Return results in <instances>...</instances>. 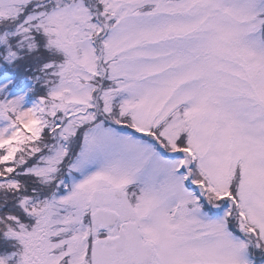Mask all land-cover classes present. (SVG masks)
I'll return each mask as SVG.
<instances>
[{"label": "snow or ice", "instance_id": "1", "mask_svg": "<svg viewBox=\"0 0 264 264\" xmlns=\"http://www.w3.org/2000/svg\"><path fill=\"white\" fill-rule=\"evenodd\" d=\"M0 264H264V0H0Z\"/></svg>", "mask_w": 264, "mask_h": 264}]
</instances>
